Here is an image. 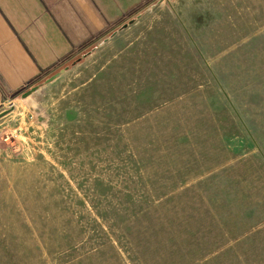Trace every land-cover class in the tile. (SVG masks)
<instances>
[{
    "label": "rangeland",
    "instance_id": "rangeland-1",
    "mask_svg": "<svg viewBox=\"0 0 264 264\" xmlns=\"http://www.w3.org/2000/svg\"><path fill=\"white\" fill-rule=\"evenodd\" d=\"M157 1L0 118V264H264V0Z\"/></svg>",
    "mask_w": 264,
    "mask_h": 264
},
{
    "label": "crops",
    "instance_id": "crops-1",
    "mask_svg": "<svg viewBox=\"0 0 264 264\" xmlns=\"http://www.w3.org/2000/svg\"><path fill=\"white\" fill-rule=\"evenodd\" d=\"M148 1L0 0V109Z\"/></svg>",
    "mask_w": 264,
    "mask_h": 264
},
{
    "label": "water",
    "instance_id": "water-1",
    "mask_svg": "<svg viewBox=\"0 0 264 264\" xmlns=\"http://www.w3.org/2000/svg\"><path fill=\"white\" fill-rule=\"evenodd\" d=\"M162 0H158L157 3H161ZM153 5L150 6V8H152ZM142 15V12L137 13L136 15H134L133 17L129 18L128 20H126L125 22H123L122 24H120L117 29L113 30L107 37L103 38L101 40L100 43H105L106 41H108L111 37H113L117 32L125 29L127 26L131 25L132 23H134L140 16ZM90 51L84 53L81 57H85L87 54H89ZM67 69V67H63L60 68L58 71H56L55 73L49 75L48 77L44 78L41 82L39 83H35L34 85L29 86L26 90L22 91L19 94V99L23 102H25L26 104L30 103V96L42 85L47 84L53 80H55L56 78H58L65 70ZM13 109L12 106H10L8 109H4L0 111V118L7 115L9 112H11V110Z\"/></svg>",
    "mask_w": 264,
    "mask_h": 264
},
{
    "label": "built area",
    "instance_id": "built-area-1",
    "mask_svg": "<svg viewBox=\"0 0 264 264\" xmlns=\"http://www.w3.org/2000/svg\"><path fill=\"white\" fill-rule=\"evenodd\" d=\"M4 105H7V107H10V106L13 107V101H12V100H8V101L2 103V107H3Z\"/></svg>",
    "mask_w": 264,
    "mask_h": 264
}]
</instances>
